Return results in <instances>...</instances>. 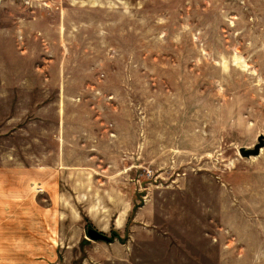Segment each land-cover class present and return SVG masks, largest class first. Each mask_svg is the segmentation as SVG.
<instances>
[{"label": "rangeland", "instance_id": "374dc122", "mask_svg": "<svg viewBox=\"0 0 264 264\" xmlns=\"http://www.w3.org/2000/svg\"><path fill=\"white\" fill-rule=\"evenodd\" d=\"M124 249L264 264V0H0V264Z\"/></svg>", "mask_w": 264, "mask_h": 264}, {"label": "water", "instance_id": "95a60500", "mask_svg": "<svg viewBox=\"0 0 264 264\" xmlns=\"http://www.w3.org/2000/svg\"><path fill=\"white\" fill-rule=\"evenodd\" d=\"M260 145H261V142L255 144L253 148H240L239 153L241 156H244V157L257 155ZM87 235L91 240H107L108 239V237L105 234L97 231L96 229H92V228L87 230Z\"/></svg>", "mask_w": 264, "mask_h": 264}, {"label": "crops", "instance_id": "0c3cea01", "mask_svg": "<svg viewBox=\"0 0 264 264\" xmlns=\"http://www.w3.org/2000/svg\"><path fill=\"white\" fill-rule=\"evenodd\" d=\"M96 241V240H95ZM94 242V241H93ZM90 245H93V243H90ZM98 249H101L102 248V245H96ZM121 250V247L119 248ZM123 250V249H122ZM125 249L124 251H121L118 253V255H116L118 257V259H116V261L120 264H125V259H126V254H125ZM103 258L104 260L108 261L107 259H109V262L111 263L112 262V258L111 257H108V256H105V257H101ZM102 259V260H103ZM100 261V260H99ZM105 261V262H106ZM116 261L114 260V264H116ZM100 263V262H99Z\"/></svg>", "mask_w": 264, "mask_h": 264}, {"label": "trees", "instance_id": "16d2710c", "mask_svg": "<svg viewBox=\"0 0 264 264\" xmlns=\"http://www.w3.org/2000/svg\"><path fill=\"white\" fill-rule=\"evenodd\" d=\"M112 234H114V235H115L116 233L113 231V232H112ZM110 239H111V238H110ZM110 239H107V240H110Z\"/></svg>", "mask_w": 264, "mask_h": 264}]
</instances>
